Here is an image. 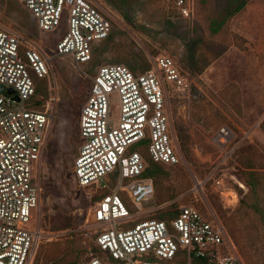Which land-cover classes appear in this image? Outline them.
<instances>
[{
    "label": "rangeland",
    "instance_id": "rangeland-1",
    "mask_svg": "<svg viewBox=\"0 0 264 264\" xmlns=\"http://www.w3.org/2000/svg\"><path fill=\"white\" fill-rule=\"evenodd\" d=\"M91 1L113 19L111 38L94 46L89 63L77 65L71 57L54 54L65 26L42 32L22 4L0 0V26L18 34L23 49H39L52 67L48 77L35 81L45 96L37 94L30 103L52 116L35 170L42 189L38 220L43 237L31 264H84L91 258L112 264L95 244L92 215L101 197L114 191V183L104 189L80 188L73 164L81 145L78 119L88 92L85 81H90L83 72L92 76L98 67L118 63V59L128 68L133 61L135 71L140 72L155 68L157 57L170 56L189 82L188 91L177 96L171 90L167 100L181 160L164 166L168 175L147 201L135 205L120 191L131 214L130 224L193 204L203 213L216 214L230 235L232 217L246 211L243 221L253 225L264 241V189L252 196L248 187L238 184H245L244 171L264 173V0H187L192 9L189 18L179 12L177 0H127L125 4L112 0L113 5ZM243 1L244 7L228 17ZM36 101L41 104L34 106ZM222 125L234 134L227 147H218L214 141ZM231 151V159L224 163ZM216 179L227 189H235L238 200L216 189ZM242 197L250 204L256 202L260 214L240 207ZM232 202L235 205L230 206ZM63 221L67 223L64 228L60 226Z\"/></svg>",
    "mask_w": 264,
    "mask_h": 264
},
{
    "label": "built area",
    "instance_id": "built-area-1",
    "mask_svg": "<svg viewBox=\"0 0 264 264\" xmlns=\"http://www.w3.org/2000/svg\"><path fill=\"white\" fill-rule=\"evenodd\" d=\"M16 1L31 13L40 31L65 26L54 54L71 57L77 65L89 63L94 46L112 32L113 19L91 0ZM176 6L184 17L191 16L189 1L177 0ZM22 46L18 34L0 26V264H31L43 237L38 220L42 189L35 170L52 116L30 103L35 80L48 77L52 67L39 49ZM83 75L91 84L79 113L81 145L73 174L80 188L104 189L114 183V191L93 208L99 250L112 264H247L219 217L193 204L182 205L169 221L152 218L130 224L120 191L135 205L154 193L152 179L145 176L146 157L132 146L145 141L141 148L157 164L171 166L181 160L167 100L171 90L177 96L188 91L189 82L174 59L161 55L155 68L146 71L114 63L98 67L92 76ZM233 135L222 125L215 132V144L227 147ZM231 155L227 153L223 162ZM214 184L238 200L236 190L227 189L222 180ZM84 264L104 263L91 258Z\"/></svg>",
    "mask_w": 264,
    "mask_h": 264
},
{
    "label": "trees",
    "instance_id": "trees-1",
    "mask_svg": "<svg viewBox=\"0 0 264 264\" xmlns=\"http://www.w3.org/2000/svg\"><path fill=\"white\" fill-rule=\"evenodd\" d=\"M105 1L113 5L112 0H105ZM120 1L124 4L127 2V0H120ZM245 3L246 1H243L241 4L233 8L227 16L231 17L237 12H239L244 7ZM221 23L223 22H220L219 25ZM213 30L216 31V33L218 32V28L216 27L213 28ZM110 38H111V34L109 35L107 39H105L102 42L106 43L109 41ZM117 62L122 63L124 61L121 59H118ZM132 62L133 61L129 62L130 68L132 71L136 72L135 63H132ZM146 70H148L147 67L142 71H146ZM35 81H38V80L36 79ZM85 82L86 84L84 88L86 87L88 88L87 90H89L91 83L90 81H85ZM37 94H40L41 96H45L46 92L37 88L35 91V95ZM40 104H41V101L34 102V106L40 105ZM144 145H145V141L139 144L138 149L139 151L143 153V155L146 157V160L148 162V167L146 168L145 176L152 179L154 189L156 188V190H158L159 187L161 186L162 180H164L167 177L168 172L164 168L165 165L154 163L147 158L145 147L143 149L141 148ZM242 177L245 183L243 184L244 187L246 188L248 187L249 193L252 196H257V192L259 191V189H264V173L257 172V171H246V172L244 171ZM161 202H164V201H161ZM173 207H175L174 204L171 205V208ZM240 207L254 209L256 213L260 214V210L258 209L257 203L253 202L250 204L246 201L244 197L240 199ZM177 213H178V210L163 211L157 215L156 219L169 221L175 215H177ZM245 215H247L246 211L245 213H242V215L239 214L237 217L235 216L232 217L233 218L232 222H234L233 224L234 226H232L231 228L229 227L230 233L238 247L240 254H242V257L244 258L247 264H264V241L260 237V234L257 231V229L255 228L254 230L253 225H250L248 221H245V222L243 221ZM66 225L67 223L64 221L61 222L60 224L62 228H64V226ZM52 228L57 229L60 227H57V225L52 224Z\"/></svg>",
    "mask_w": 264,
    "mask_h": 264
},
{
    "label": "water",
    "instance_id": "water-1",
    "mask_svg": "<svg viewBox=\"0 0 264 264\" xmlns=\"http://www.w3.org/2000/svg\"><path fill=\"white\" fill-rule=\"evenodd\" d=\"M3 90V88L2 87H0V91H2ZM12 92V90L10 89V90H8V93H11Z\"/></svg>",
    "mask_w": 264,
    "mask_h": 264
}]
</instances>
